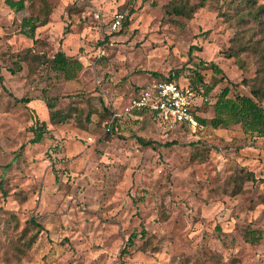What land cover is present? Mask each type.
Here are the masks:
<instances>
[{
	"label": "rangeland",
	"instance_id": "rangeland-1",
	"mask_svg": "<svg viewBox=\"0 0 264 264\" xmlns=\"http://www.w3.org/2000/svg\"><path fill=\"white\" fill-rule=\"evenodd\" d=\"M262 3L0 0V264H264V134L171 127L126 108L175 73L213 85L212 99L226 85L264 91ZM47 10L27 35L23 18ZM59 49L83 62L76 77L47 63ZM48 101L71 118L50 122ZM107 109L121 117L110 132ZM35 115L49 121L40 142Z\"/></svg>",
	"mask_w": 264,
	"mask_h": 264
},
{
	"label": "trees",
	"instance_id": "trees-1",
	"mask_svg": "<svg viewBox=\"0 0 264 264\" xmlns=\"http://www.w3.org/2000/svg\"><path fill=\"white\" fill-rule=\"evenodd\" d=\"M7 3L15 8L16 10H21L26 7V0H7ZM172 11H176L177 13L187 14L186 6L183 4H175L172 7ZM259 11L264 15V3L259 5ZM49 10H47V15L43 18L41 15H29L25 16L22 21V25L24 26V31L30 37L35 38L36 35V28L46 23L49 19ZM123 24V23H122ZM121 26L118 28L120 29ZM111 27V24H110ZM111 30H117L112 29ZM46 61L51 67L63 74V76L67 79H72L77 76L78 72L83 67V62L80 58L73 57L69 55L65 50L59 49L55 52L53 56L47 57ZM21 68V65H19ZM218 70H222L220 67H217ZM17 69H13L15 72ZM178 74H171V75H162V77L157 79H174L178 82L180 80L177 78ZM156 80V79H155ZM188 84L197 91L198 93H202L207 99L203 101L202 104L198 105L195 108V112L199 118V120L204 125L207 122H211L214 127L218 126H229L232 124H240L243 130L247 133H251L253 135L264 134V105L261 104L259 99L255 98V96L264 95V91L261 87L257 86L252 89L253 95L249 94H236L235 96L230 95V87L228 85L224 86L223 89L216 95L215 99L211 97V90L213 89V85L207 84L200 79H193L189 81ZM141 90V89H140ZM140 92V91H139ZM21 100L29 102L31 100L30 97H21ZM213 103L214 105V116L210 119H207L203 114L204 110L206 109L207 103ZM48 107L50 108V122H62L66 121L72 116V110L68 109H60L55 108V104L51 101L47 102ZM109 114H113L114 111L106 110ZM145 112L151 113V116L154 119L159 120L162 124L168 126H178L184 128H190L184 122H166L162 121L159 116L155 112H150L148 110L140 109V110H133L130 113H135L136 115H141ZM112 116V115H110ZM121 117H112L110 120L108 119L105 122L107 126V131H114L118 129L120 125ZM46 119H40L38 115L34 116V123L32 126V130L34 136L31 137L32 142H40L43 140L45 134L49 132L50 128L48 126V122ZM191 129V128H190ZM140 140L144 143L150 142V140H145L143 137H139ZM177 141H167L165 144H173ZM252 178H256L254 175ZM31 222L34 225H42L40 221H38L35 217L31 218ZM145 232V229H143ZM248 233L256 236L253 230H250Z\"/></svg>",
	"mask_w": 264,
	"mask_h": 264
},
{
	"label": "built area",
	"instance_id": "built-area-1",
	"mask_svg": "<svg viewBox=\"0 0 264 264\" xmlns=\"http://www.w3.org/2000/svg\"><path fill=\"white\" fill-rule=\"evenodd\" d=\"M99 17L100 13L97 12ZM124 19V13L117 12L111 21L112 29H118ZM104 52L105 48L101 47ZM207 99L202 93L195 91L190 84H183L174 79H156L129 101L127 110H148L155 112L162 121L166 122H184L191 129L196 130L203 127L199 120L195 108ZM120 116V113L114 111L113 117Z\"/></svg>",
	"mask_w": 264,
	"mask_h": 264
}]
</instances>
